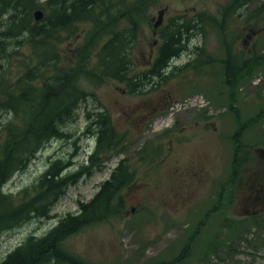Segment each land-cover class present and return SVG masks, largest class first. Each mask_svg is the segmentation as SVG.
Here are the masks:
<instances>
[{
	"label": "rangeland",
	"instance_id": "374dc122",
	"mask_svg": "<svg viewBox=\"0 0 264 264\" xmlns=\"http://www.w3.org/2000/svg\"><path fill=\"white\" fill-rule=\"evenodd\" d=\"M121 1L126 6L130 2L102 0L96 13L105 8L113 10L114 6L121 12L124 10L122 6L119 9ZM228 2L155 0L139 18L129 75H141L152 68L162 43L161 31L171 18L189 19L199 12L205 13L202 32L189 28L182 33L187 48L162 69L164 81L146 80L142 91L133 93L127 82L112 79L87 82L86 90L93 93L116 131L125 135L123 151L102 154V168L68 187L48 217L32 218L16 229L1 232L0 262L30 234L42 237L60 218L77 212L79 203L92 199L117 162L125 159L134 174L133 183L122 191L123 209L108 221L68 237L63 243L67 251L89 264H158L178 256L191 238L189 250H195V255L206 249L209 242H216L220 249L199 264H264V225L248 227L250 217L264 216V118L244 127L240 141L249 160L234 185L227 180L232 169L231 138L239 129L229 105L241 123L264 111V0H251L241 7L244 17L250 16V20H237L229 26L233 36H237L232 44L233 53L244 59L260 58V63L252 68L246 64V71L239 74L238 85L232 90L233 101L223 82L225 49L217 29L211 26L212 18L218 17L220 7ZM159 18L161 23L155 28ZM109 20H113V14ZM126 22V18H119L115 31L125 27ZM94 26L90 22L81 23L72 33H64L55 50L60 56L58 69L67 72L76 64ZM108 36L103 33L92 45L89 64L96 72L100 70L94 54ZM19 53L17 69L10 72L11 76L2 73L0 82H15L26 68L43 67L30 47ZM208 58L212 62L194 68L195 61ZM180 68L183 69L177 71ZM96 101L90 98L83 104L80 120L68 128L70 139L47 144L11 177L3 190L15 194L20 201L21 191H31L52 161L70 162L68 171L85 164L94 150L95 134L93 129L87 131L82 115L85 110L100 112ZM223 186L221 209L210 213V207L219 206L217 193ZM226 216L239 225L233 239H226L227 230L222 228L221 220ZM182 263L188 264L186 260Z\"/></svg>",
	"mask_w": 264,
	"mask_h": 264
},
{
	"label": "trees",
	"instance_id": "16d2710c",
	"mask_svg": "<svg viewBox=\"0 0 264 264\" xmlns=\"http://www.w3.org/2000/svg\"><path fill=\"white\" fill-rule=\"evenodd\" d=\"M129 1L128 6L120 2V11L121 6L124 7L121 12L114 6L113 10L105 8L97 14L96 8L102 0H0V75L5 72L7 76H11L10 72L17 69L19 52L25 47L34 51L43 66L26 68L15 82H0V233L31 218L48 217L68 187L75 185L83 176L102 168V154L122 153L125 135L116 131L109 115L97 103L93 93L86 90L87 82L101 83L104 79H112L119 83L127 82L131 93L142 91V87L146 85L144 81L166 79V76L162 75V69L187 48L182 33L189 28L201 32L203 30L204 12H199L189 19L183 16L171 18L165 25L166 28L161 31L163 43L159 47L152 69L141 75L127 77L131 71L130 53L136 40L139 18L155 4V0ZM250 1L229 0L225 6L220 7L218 17L211 20V26L217 29L225 49V59L222 61L223 82L231 91L229 98L232 101V90L238 85L239 74L246 71V64L249 63L252 68V65L260 63V58L241 59L240 55H235L232 50L234 38L237 36H233L229 26L237 20H250V16L245 18L243 11H240V8ZM38 9L47 11L48 14H44L41 21L35 22L33 12ZM112 14L111 21L109 18ZM122 17L126 18L127 25L115 31V23ZM89 22L95 26L81 50L78 61L70 71L62 72L57 68L60 56L55 52L61 44V38L64 33H72L78 24ZM100 23H104V26H100ZM103 33L109 36L94 54L100 70L96 72L89 64L91 48L96 39L102 38ZM210 62V59L197 60L194 68L198 69L203 66L202 63ZM36 82H39L38 86H35ZM90 98L96 101L100 112L85 110L82 115L87 123V131L93 129L95 134V148L87 157V162L80 164L75 171H68L70 162L62 159L52 161L31 191H21L18 195L21 197L20 201L16 200L15 194L5 192L4 185L47 144L57 139L72 137L68 128L78 123L83 104ZM231 107L233 106L229 105L239 128L231 138L232 169L227 179L228 184L234 185L242 166L249 160L248 153L244 151L245 146L240 141L242 131L246 125L258 121L257 118H264V111L258 113L251 121L241 123L237 112ZM133 174L126 160H119L109 179L99 185L92 199L79 203L77 212L60 218L42 237L32 234L27 236L0 264H89L67 251L63 243L68 237L90 226L108 221L119 209H123L122 191L133 183ZM223 190L224 186L218 190L219 206H214L216 209H221ZM262 225L264 216H253L248 223V227L259 228ZM223 226L230 239H233L239 226L238 222L229 219ZM190 242L191 238L180 254L170 262L158 264H183V260L193 264L197 257L199 260L195 263H198L210 254H215L218 249L216 242H209L206 249L199 255L194 254V257L189 253Z\"/></svg>",
	"mask_w": 264,
	"mask_h": 264
},
{
	"label": "bare ground",
	"instance_id": "6f19581e",
	"mask_svg": "<svg viewBox=\"0 0 264 264\" xmlns=\"http://www.w3.org/2000/svg\"><path fill=\"white\" fill-rule=\"evenodd\" d=\"M160 12H161V11H160ZM41 20H42V19H41ZM41 20H39V21H41ZM34 21H35V19H34ZM39 21H35V22H39ZM243 131H244V130H243ZM57 140H58V139H57ZM59 140H61V139H59ZM94 148H95V147H94ZM108 179H109V178H108ZM108 179H107V180H108ZM105 181H106V180H105ZM102 183H103V182H102ZM214 206H216V204L213 205V207H210V208H211L210 213H211V212H214V211H217V210H220L219 208L216 209V207H214ZM227 217H229V218H227ZM223 218H224V219L221 220L222 224H223L225 221L229 220V219L233 220L232 217H230V216H226V217H223ZM30 220H32V218L29 219L28 221H30ZM249 220H251V217H250ZM28 221H26V222H28ZM233 221H236V220H233ZM19 226H20V225H15V226L11 227V229H8V230H6V231H10V230L16 229V228H18ZM223 227H224V226L222 225V228H223ZM52 228H53V227H52ZM224 229H225V228H224ZM225 230H226V229H225ZM48 231H49V230H48ZM48 231H47V232H48ZM226 239H230V236H227ZM226 239H225V240H226ZM218 250H220V249H217V251H218ZM12 251H13V250H12ZM217 251H216V253H217ZM195 252H196L195 250H193V251H189L190 254H192V253L195 254ZM216 253H215V254H216ZM178 255H179V254H178ZM6 257H7V255H6ZM6 257H5L0 263H2V262L6 259ZM197 258H198V257H197ZM197 258H195L196 261H197ZM201 260L206 261V259H201ZM196 261H195V262H196ZM203 261H202V262H203ZM195 262H194V263H195ZM199 263H200V261L198 262V264H199Z\"/></svg>",
	"mask_w": 264,
	"mask_h": 264
},
{
	"label": "water",
	"instance_id": "95a60500",
	"mask_svg": "<svg viewBox=\"0 0 264 264\" xmlns=\"http://www.w3.org/2000/svg\"><path fill=\"white\" fill-rule=\"evenodd\" d=\"M35 21H39L43 18V12L41 10H36L33 13ZM161 23V18H159L158 22L155 24V26H158Z\"/></svg>",
	"mask_w": 264,
	"mask_h": 264
},
{
	"label": "flooded vegetation",
	"instance_id": "af4514ba",
	"mask_svg": "<svg viewBox=\"0 0 264 264\" xmlns=\"http://www.w3.org/2000/svg\"><path fill=\"white\" fill-rule=\"evenodd\" d=\"M162 43H163V40H162ZM162 43H161V44H162ZM161 44H160V46H161ZM160 46H159V47H160ZM158 51H159V48H158L157 53H156V55H155V57H154V60H153V62H152V64H151L152 67H153V63H154V61H155V59H156V57H157V55H158ZM129 68H130V67H129ZM150 69H152V68H150ZM150 69H148L147 71H149ZM129 74H130V73H128L127 77L129 76ZM169 129H170V128H169ZM169 129H167L166 131H167V132L170 131V133H171L172 130H169ZM171 146H172V144H170V147H171Z\"/></svg>",
	"mask_w": 264,
	"mask_h": 264
}]
</instances>
